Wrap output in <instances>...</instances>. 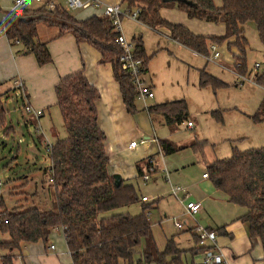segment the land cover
<instances>
[{"label": "trees", "instance_id": "trees-1", "mask_svg": "<svg viewBox=\"0 0 264 264\" xmlns=\"http://www.w3.org/2000/svg\"><path fill=\"white\" fill-rule=\"evenodd\" d=\"M121 4L129 9L138 8L140 22L153 29L167 27L173 40L200 54L207 55L212 43H227L229 49L236 48L234 66L242 74H251L252 70L247 60L248 22L255 24L259 39L264 44V0H222L221 5L214 0H121ZM172 5L186 12L190 18L224 24V34H196L184 24L168 21L161 10ZM10 14L3 26L6 35L22 42L41 65L53 60L47 42L38 37L41 23L58 27V36L71 32L78 42L86 41L96 47L102 55V62L112 63L127 110L130 113L137 111V93L129 73L120 62L122 48L115 41L118 32L109 17L95 14L78 19L72 11L61 6L55 10L38 6ZM132 40L136 53L144 60L146 71L152 55L147 54L142 38L134 37ZM257 82L264 86V73L257 75ZM209 84L220 87L226 82L203 69L200 85ZM55 92L67 135L52 143L51 183L47 190L49 204L9 208L4 196L0 195V233L9 236V239L0 241L1 247L7 251L0 255V264H16L18 252L24 244L48 241L56 229L62 230L65 236L72 258L70 264H184L186 250L179 248L174 237L168 239L163 249L158 246L149 218L156 201L144 202V195L131 183L122 181L120 185L115 184L108 166L106 133L98 121V93L84 70L62 77L55 86ZM148 112L153 119L161 116L172 131L189 121L185 99L150 105ZM253 119L264 121V98ZM1 129L6 134L14 130L2 93ZM204 143L205 140H195L179 145L170 139L160 140L165 155L186 148L201 152ZM207 169L214 187L224 192L232 203L246 208L241 219L248 225L250 236L259 238L264 247V146L245 151L233 147L230 157L215 159ZM32 194L38 196L39 193L35 190ZM139 202H142L141 212L136 215L115 212ZM196 239L198 242L197 233ZM143 241L144 247L136 259L137 249ZM203 250V247H196L190 251L199 253Z\"/></svg>", "mask_w": 264, "mask_h": 264}, {"label": "crops", "instance_id": "crops-1", "mask_svg": "<svg viewBox=\"0 0 264 264\" xmlns=\"http://www.w3.org/2000/svg\"><path fill=\"white\" fill-rule=\"evenodd\" d=\"M106 1L109 3H121V0ZM214 1L217 5L222 4V0ZM13 2L14 0H0V12L6 13L11 17L10 12L14 11L12 9ZM37 7L33 6L27 9ZM20 10L16 9L15 11ZM95 14H97L96 11L91 10L86 16L77 18L85 19ZM161 14L172 23L186 25L196 34L215 36L222 35L225 32L224 24L220 23L216 24L221 26L222 30L219 33L214 30L210 33H202L205 32L203 30L207 25H211L203 19L188 17L186 12L175 5L163 7ZM41 25L49 28L48 38L40 40L47 42L53 58L52 62L43 65L38 63L35 55L29 52L22 42L17 39L12 40L0 32V93L3 94L4 105L9 102L13 95H16L17 98L21 99L24 108L26 105H30L35 109L42 110L43 114L40 117L44 116L47 111L51 116L53 114L56 115L60 113L55 92L56 84L62 77L83 69L88 80L95 86L98 93L96 101L98 121L106 133L105 145L109 158L110 173L112 175L119 174L123 182L135 185L140 192L142 191L140 170H144L150 156H155L156 158L158 164L156 172L160 176L154 177L155 189L166 188V191L171 196L165 202H162L161 197L157 195L149 197V201H147V203L156 201L155 208L157 212L150 211L149 218L153 231L154 226H160L165 235L166 240L160 244L154 233L160 249L165 247L169 238L174 237L179 248L186 250L183 256L184 264L201 263L203 251L199 253L190 251L193 248L201 247L196 239V227L201 225L216 232V245L221 248L224 254V262L222 264H264V247L261 240L250 236L248 225L241 219V216L246 212V208L232 203L224 192L214 187L211 180L204 176L208 169L202 173L201 177H192L183 170L188 166L185 159H180L178 156H168L164 159L166 155L162 153L160 140L169 138L158 130L154 119L148 112V106L154 104H147V100L143 101L145 105L141 106L138 104V99H136L137 111L130 113L124 103L120 84L115 77L112 63L102 62V55L96 47L86 41L78 42L71 32L58 36V27H50L42 23L38 26V35ZM143 25L149 27L145 24ZM3 26L4 24L0 25V28H4ZM160 28L166 30L168 33L167 37L172 39L169 36L168 28L165 26L151 29L157 30ZM38 37L40 38V36ZM134 37H140L143 40L142 35H134L132 39ZM143 43L145 46L144 41ZM176 43L179 48H185L182 44ZM145 49L147 52L146 46ZM147 54L149 53L147 52ZM147 71L148 69L144 73V78L152 87L154 91L153 98H155L156 90L154 89V84L150 82L151 77L148 76L149 71ZM40 117L35 118L39 123H41ZM54 130L53 134L55 133ZM144 139H147V141L141 142ZM135 140L138 142L137 146L130 148V143ZM193 141L195 139L173 142L179 145H186ZM214 160L208 161L207 165L209 166ZM167 164L176 170L171 176ZM165 168L169 171V180L165 176ZM162 177L168 181V188L161 180ZM174 182L182 183L186 188L188 187L190 200L198 201L202 204V208L194 216L188 215L183 206L181 207L182 209H179L183 228H177L175 223L174 227L180 232H186L185 235L175 233L174 229H170L167 233L163 226L164 222L171 221L176 217L175 213L167 208L173 201L172 199H174L171 193V184H174ZM156 191L153 190L154 193ZM139 203L141 206L142 202ZM144 244L143 241L137 249L139 257ZM51 245H55L54 250L51 249ZM139 257L136 255V259ZM71 261V253L65 236L62 230L56 229L50 234L48 241L40 240L35 243L24 244L22 250L18 252L16 264H70Z\"/></svg>", "mask_w": 264, "mask_h": 264}, {"label": "rangeland", "instance_id": "rangeland-1", "mask_svg": "<svg viewBox=\"0 0 264 264\" xmlns=\"http://www.w3.org/2000/svg\"><path fill=\"white\" fill-rule=\"evenodd\" d=\"M127 9L125 4H121L123 13ZM91 10L93 9L81 8L72 11V13L75 17L82 18ZM208 23L211 26L207 25L203 30L205 32L202 33H210L213 30L219 33L222 30L221 26L216 23ZM48 30V27L41 25L39 39H47ZM122 32L129 40L134 35H142L147 52L149 55L152 54L148 63V76L151 77L150 82L154 84L156 97L149 99L146 103L156 104L177 99L187 101L189 120L194 123V127H187L188 120H186L178 126V129L171 131L167 125H164L166 123L161 117L155 116L154 123L158 130L175 142L192 139L205 140L206 142L201 152L188 148L166 155L164 159L168 156L185 159L186 165H188L183 169L185 173L192 177H201L202 173L207 170L208 161L230 157L233 147L245 151L264 146V121L256 122L253 119L264 98V89L248 81L242 82L241 78L223 66L234 67L233 54L236 53V48L229 49L227 43H223L215 44L216 49L213 50L212 43L209 46L208 54L203 55L187 47L179 48L177 41L167 37L166 30L161 28L153 30L144 26L139 20L126 16L122 18ZM246 36L249 40L248 66L252 68L255 62H264V44L260 41L253 22L246 24ZM216 51L220 53L218 58H214ZM203 69L226 82V85L220 87H215L212 84L201 86L200 72ZM235 70L237 71V69ZM138 104L145 105L139 99ZM5 107L8 111V118L14 125V130L8 134L3 129L0 130L2 195L9 208L47 205L50 200L47 190L51 183L49 172L51 157L47 143H53L56 139L67 135L64 131L61 114L57 113L51 116L47 111L44 116L40 117L41 123H39L32 114L25 110L21 99L16 95L6 102ZM37 126L41 128L40 132L37 131ZM53 129H55L54 134ZM188 160L189 162H187ZM167 168L170 171V176L176 172L168 164ZM157 173L152 175L148 183H145L140 177L142 191L139 193L147 197L160 196L162 202H165L171 196L166 188L155 189L154 177L160 176ZM161 180L168 188V181L163 177ZM174 184L186 188L182 183L174 182ZM35 190L38 191V196L32 194ZM153 190L158 191L154 193ZM172 198L174 199L167 208L175 213L176 217L163 223L164 230L167 232L174 229L175 233L185 235L186 232H180L174 227V223L181 222L182 217L179 215V209L182 205L174 196ZM124 211L136 215L141 211L140 203L115 210V212ZM151 211L157 212V209L154 208ZM154 233L158 242L164 243L166 238L160 226H154ZM7 239H9L8 235L0 233V241ZM6 252L0 245V255ZM136 255L139 257L138 254Z\"/></svg>", "mask_w": 264, "mask_h": 264}, {"label": "built area", "instance_id": "built-area-1", "mask_svg": "<svg viewBox=\"0 0 264 264\" xmlns=\"http://www.w3.org/2000/svg\"><path fill=\"white\" fill-rule=\"evenodd\" d=\"M35 4L41 6L47 10H55L57 7H64L68 11H74L77 9H93L98 15H103L109 17L113 24L115 25V31L118 32L115 41L121 46L122 53L120 55V62L123 68L129 73L130 79L137 93V99L142 101H147L154 97V91L152 87L146 82L144 78V60L138 56L136 53L135 42L131 39L129 40L122 32V18L124 16L134 19H138L139 9L138 8H128L123 13L121 11V3H109L106 0H14L13 10L16 9H27L33 7ZM0 32L6 35V29L0 28ZM213 50L216 46L212 45ZM220 57L219 52H215L214 58ZM228 70L235 73L238 78L244 81L251 82L253 84H258L257 75L264 73V62H255L251 74H242L236 71L234 67H227L223 65ZM241 83V81H239ZM264 89V86L259 85ZM25 110L32 114L34 118H39L43 111L40 109H35L30 105L25 106ZM194 124L192 121H187V127L191 128ZM37 131L40 132L41 128L37 126ZM147 139L141 142H146ZM138 142L135 140L130 143V148H135ZM47 148L49 152L52 149V143H47ZM158 164L155 156H150L147 160L146 166L142 171L141 178L145 183H148L152 175L156 172ZM165 176L169 180V171L165 168ZM208 177V174H204ZM3 181L0 176V195H2ZM171 193L179 201V203L184 207L185 212L194 216L202 208L201 202L190 200V192L187 188H184L177 184H171ZM142 200L144 202L149 201V197L143 196ZM150 214V213H149ZM176 227L179 229L183 228V223L177 222ZM196 233L198 234V245L203 247L202 260L204 264H222L224 262V254L220 247L216 245L217 234L213 230H209L201 225L196 227ZM52 250L55 249V245L50 246Z\"/></svg>", "mask_w": 264, "mask_h": 264}, {"label": "water", "instance_id": "water-1", "mask_svg": "<svg viewBox=\"0 0 264 264\" xmlns=\"http://www.w3.org/2000/svg\"><path fill=\"white\" fill-rule=\"evenodd\" d=\"M164 1H174V0H164ZM8 17H10V16H8L6 13L0 12V25H3L6 18H8ZM113 176L115 178V184L120 185L122 182L120 175L114 174Z\"/></svg>", "mask_w": 264, "mask_h": 264}]
</instances>
